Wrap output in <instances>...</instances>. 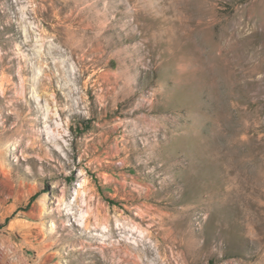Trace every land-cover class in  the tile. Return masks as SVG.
Returning a JSON list of instances; mask_svg holds the SVG:
<instances>
[{
    "label": "rangeland",
    "instance_id": "rangeland-1",
    "mask_svg": "<svg viewBox=\"0 0 264 264\" xmlns=\"http://www.w3.org/2000/svg\"><path fill=\"white\" fill-rule=\"evenodd\" d=\"M0 264H264V0H0Z\"/></svg>",
    "mask_w": 264,
    "mask_h": 264
},
{
    "label": "bare ground",
    "instance_id": "bare-ground-1",
    "mask_svg": "<svg viewBox=\"0 0 264 264\" xmlns=\"http://www.w3.org/2000/svg\"><path fill=\"white\" fill-rule=\"evenodd\" d=\"M12 156H13V157H17L18 154H17V153H13ZM67 212H68V211H67ZM67 212H66V213H67ZM87 222H88V219L85 218V217L83 216V217H82V222L77 223V225L85 227ZM119 225H120V224H119ZM119 225L117 226V228L120 229ZM113 232H114V231H113ZM142 242H143V241H142ZM157 244H158V243H157ZM142 245L145 246V249L142 250V251H147V252H148V251L150 250V249L147 250V246H148V245H147L146 243H143ZM104 247H105V246H104ZM142 247H143V246H142ZM156 247H157V246H156ZM138 248H141V246H140V247L138 246ZM143 248H144V247H143Z\"/></svg>",
    "mask_w": 264,
    "mask_h": 264
}]
</instances>
